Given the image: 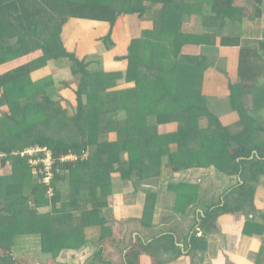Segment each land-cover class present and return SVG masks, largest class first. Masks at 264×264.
I'll list each match as a JSON object with an SVG mask.
<instances>
[{
  "label": "trees",
  "instance_id": "trees-1",
  "mask_svg": "<svg viewBox=\"0 0 264 264\" xmlns=\"http://www.w3.org/2000/svg\"><path fill=\"white\" fill-rule=\"evenodd\" d=\"M263 4L264 0H0V54L4 55L0 65L15 61L0 70V113H5L12 121L8 127L11 136L13 130L22 133L16 145L10 139L4 142V131L0 130L1 166L12 167V177L0 176V198L6 197L5 203L0 205V264H19L13 249L18 236L40 238L42 251L52 258L65 250H79L87 245L84 232L89 227L100 228V241H104L112 235L110 220L105 216L108 197L113 193L110 170L118 172L123 181L149 179L160 173L165 155L169 157L166 165L171 173L179 172L181 168L214 165L227 175H240L241 181L200 218L203 228L212 227L221 215L250 211L256 188L264 179V108L248 109L241 97L254 90L264 92V84H260L264 82V42L260 48L242 47L240 50L239 81L230 84L229 98L231 107L236 106L238 119L229 126L210 110L208 99L202 93L203 76L207 64L212 62L208 56L200 55L199 47L216 43L228 21H239L246 14L253 19L261 17ZM150 11L154 13L153 18L143 20ZM185 15L202 17L201 23L205 27L218 28V34L211 38L206 34L185 32ZM128 16L135 17L140 26L148 23L141 34L142 51L159 52L162 49L172 61L163 69L165 75L156 76V80L142 77V73L137 68H130L129 64L125 81L133 80L137 87L147 85L152 88L145 94L130 95L121 91L116 96L115 93L109 96L108 91L112 88H128V84L121 87L117 85L121 76L106 73L105 77L116 84L104 82L101 83L103 89H97L98 79L93 76L101 70H90L91 62L87 57L70 52L67 42L74 31L81 30V22L94 21L109 24V32L100 41L110 42L113 46L112 34L117 22ZM34 33H38L35 42L38 62H59L73 67L69 79L72 77L75 87L70 86L71 80L62 83L70 86L76 96L75 111L73 115L65 114L51 120L53 129L58 130L57 135L53 132L54 136H46L38 129L48 123L46 110L56 104L57 100L53 99L56 87L54 83L47 85L44 88L47 93L42 98H36L34 103L29 100L31 68L28 63L21 64V59L26 60L29 56H20L14 49L15 43ZM163 35L167 38L166 45ZM220 42L222 46H241L240 37L222 36ZM191 47L194 48L189 49ZM174 61L177 64H171ZM148 71L153 70L148 67ZM63 92L58 91L57 97ZM13 93H21L25 102L15 100ZM154 94L161 96L151 98ZM95 95L100 97V104L89 106ZM19 104L23 106L21 115L17 116L13 107ZM4 106L8 107L7 111L3 110ZM181 109L194 114L196 125L191 124L188 132L195 131V138L190 133L189 136L181 134ZM153 116L157 121L152 127L148 119ZM204 118L208 124L206 128L198 124V120ZM169 122L179 124L178 132L160 134L157 126ZM2 126L7 124L1 120ZM60 131L66 136L59 138ZM180 135L186 141L183 144ZM173 142L180 148L177 155L169 148ZM184 144L195 152L187 162L182 158ZM37 147L51 150L57 159L50 186L33 177L30 157L20 155L28 148ZM65 156H75L76 160L61 162ZM186 187L170 185L172 191ZM50 204L51 209L47 212L38 211ZM152 239L150 243L137 240L121 264H139L140 249L156 255L162 249L172 247L175 256L181 254L176 250L172 235ZM203 239L193 236L192 251L205 250ZM102 251L99 249L86 264H115L105 259Z\"/></svg>",
  "mask_w": 264,
  "mask_h": 264
},
{
  "label": "crops",
  "instance_id": "crops-1",
  "mask_svg": "<svg viewBox=\"0 0 264 264\" xmlns=\"http://www.w3.org/2000/svg\"><path fill=\"white\" fill-rule=\"evenodd\" d=\"M261 9L262 16L259 18L253 19L246 14L239 21H228L222 34L217 36L216 43L209 45L205 43L199 47L200 55L208 56L212 62L207 64L203 76L202 93L208 99L210 110L227 126L238 119L236 106L232 108L229 102L231 95L229 84H236L239 81L240 50L242 47L260 48L264 42V4ZM201 18L185 15L183 26L189 28L188 32L184 28L183 30L187 33L206 34L211 38L217 35L218 28L205 27L201 23ZM121 19L123 18L119 19L115 29L119 22L123 24ZM102 24L110 29L109 24ZM126 30L130 32L120 45L128 42L130 40L128 36L134 32L129 27ZM222 36L240 37L241 46H222L220 42ZM99 42H101L100 39ZM99 42H95L97 47L100 45ZM75 45L69 44L71 48ZM94 46L90 45V47ZM100 46L102 48V45ZM90 47H87V50H90ZM110 58L108 54L104 55V61ZM58 64L64 65L59 62L49 65L51 68H56ZM126 65L118 68V71L126 74L128 69ZM99 66L101 67L100 64ZM110 68L113 69V66L106 67L105 70L108 72ZM65 72L67 71L63 74ZM121 82L120 86L127 83L125 80ZM255 96L263 99L262 101L259 98L261 105L256 103ZM243 97L248 109L264 108V96L260 89L244 93ZM154 120H156L154 116L149 119L152 127L156 126ZM201 120V126L207 125L205 118ZM176 124L175 122L166 123L167 128L174 127V130L177 129ZM160 125L162 124L158 125L159 133L164 132ZM171 149H178V145H172ZM161 167L163 170H159V174L152 175L149 179L141 178L147 182L143 184L144 188L136 187L132 181L121 180L119 174L116 179H113V193L108 197V208L105 210V216L110 220L109 225L112 227V235L104 241H100V228L89 227L84 232L88 241L87 245L79 250H65L57 258H52L50 254L42 251L40 241L38 242L40 238L18 236L13 247L15 259L19 264H86L89 262L88 258L91 259L99 249H102L105 259L121 264L126 260L127 252L137 243V240L150 243L152 238L168 234L174 237L176 250H179L181 254L175 256L172 247L164 248L156 255L140 249L139 264H191L193 261L198 264H264V179L256 188L254 206L250 211L221 215L212 227L205 229L201 225L200 218L205 215L210 206L219 203L223 195L241 181L240 175H227L214 165L181 168L175 173L169 172L166 164ZM1 168H8L9 172L12 170L10 166H1ZM181 184L188 187L175 191L170 189V185ZM38 211L43 212L42 207ZM144 218L146 224H144L145 220L141 222ZM193 236L204 238L206 246L203 252L192 251ZM199 243L201 242H197Z\"/></svg>",
  "mask_w": 264,
  "mask_h": 264
},
{
  "label": "rangeland",
  "instance_id": "rangeland-1",
  "mask_svg": "<svg viewBox=\"0 0 264 264\" xmlns=\"http://www.w3.org/2000/svg\"><path fill=\"white\" fill-rule=\"evenodd\" d=\"M153 15H154V13L151 14V11L147 12V16L144 17L143 20H150L153 18ZM121 20H123V24H121L119 22L117 28L115 29L114 35L112 37V41L114 42V46L112 48H108V45L111 46L110 42H107V43L106 42H99V39L104 37V35H106L108 30H109V27L103 25L101 22L100 23L94 22V21H87V23L81 22V23H83L80 25L81 30L80 31H77V30L74 31L72 36H70V38L68 40L69 42L67 44V49L70 52L76 53L80 57H87V61L91 62V65L88 67L90 70H93V71L98 70L99 71L100 69H102L101 72L96 74V76H93V77H96L98 79V83H97L98 85L96 86L97 89L98 88L103 89V87L101 86V83H104V82H110L111 84H116V82H114L113 80H108L105 77V74L109 73V72L113 73L115 76H119V77L121 76L120 79L125 80V78L128 76H126L123 72L118 71V68L122 67L124 64H127L126 67L129 66V64H131L130 68H135V69L137 68V70L142 73V77L145 76L149 80H156V76L163 77L165 75L163 72V69L165 67H167V64H170V62L172 61V59H169L167 57V54L164 53V50H162V49H159V50H161L159 52L152 50V49L142 51V44L143 43H142V39H141V34L143 31V28L148 23H145L142 26H140L139 21L133 16H128L127 18H123ZM127 27H129L130 30H134V32L131 36L130 35L128 36L130 38V40L128 39L129 40L128 42L126 41V43L120 45L124 40H126V35H128L127 33L130 32L129 30H126ZM183 28H184V30H187V32H188L189 27L183 26ZM162 38H164L163 41L165 42V45H166L167 38H165V35H163ZM37 39H38V33H34V35H32L31 37L22 38L21 41L15 43L14 49L16 50V53L20 56L22 54L23 55L26 54L29 56L24 61H23V59H21L22 60L21 64H27L28 63L30 65V68H31L32 85H30V87L28 88L29 100L31 99L32 102L34 103L36 101V98L37 99L42 98L41 96H44L47 93V91L44 90V88L47 85H51L54 83V86L56 87L55 91L57 93L55 92L54 98H53L54 101H55V99L57 100L56 104L52 105L51 109L48 108L46 110L48 123H44L38 129V132H43L44 135H46V136H54V133L56 135L58 134V130H56L55 128L53 129V122L51 120L52 119L55 120V118L62 116V115H65V114L73 115V113L75 111L76 96L73 92H71V88H70V86L75 87V84H74L72 77H71V79H69V73L72 75V68L73 67H72V64H64L63 66H60L61 64H58V65H56V68H51V66L47 63L44 64V63L38 62L37 59L39 58V56L37 55L38 50H37V45L35 43ZM95 42H99V44L102 45V48L100 45H98V47H99L98 48L96 46ZM73 43H74V45L77 43L74 46L75 50H72L74 48H71L69 46V44L72 45ZM90 45H95V46L90 47ZM165 45L163 44V46H165ZM87 47H90V50H87ZM130 48H132V49H130ZM133 50H135L134 51V54L136 57L135 60H134V56L132 55ZM103 51H106V52H103ZM105 54H108V56L111 58L109 60L104 61V55ZM3 57H4V55L0 54V58H3ZM114 58H121V60H116ZM6 64L12 65V64H15V61L14 60L9 61ZM99 64L101 65V67L99 66ZM171 64H177V63H176V61H174ZM7 65L1 64L0 69L3 70L4 67H7ZM111 65L113 66V69L110 68V71L107 72L105 70V68L109 67ZM58 66H60V67H58ZM70 66H71V68H70ZM148 67H151L153 71H148ZM67 69H69V70H67ZM64 71H67L66 75L63 74ZM129 78L131 80L133 79L132 76ZM66 80H71L70 86H68V87L66 84L62 83V81H66ZM121 83L122 82L120 80L119 83H117V85H120ZM105 86H106V84H105ZM128 86H129L128 88H126V87L125 88H118V87L112 88L111 90L108 91L107 95L110 96V94L115 93V96H116V93L121 92V91L129 92L130 95H137L141 92H142V94H145L144 92H147L149 88H152V87H149L147 85H144L142 87H137L135 82H133V80L130 83H128ZM150 86H153V84ZM121 87H123V86H121ZM60 90H63L64 92L61 94V97H57L59 95L58 91H60ZM260 91H262V95L264 96L263 90H260ZM26 92H27V89H26ZM146 95L149 96L151 94L146 93ZM160 96L161 95L154 94V96H152V97L150 96V97L151 98H153V97L158 98ZM12 97L19 102H25V101H23V98L21 97V93H16V94L13 93ZM99 98L100 97L97 95L93 96V98L91 99V103H89V106H93V104H98V103L100 104ZM255 98H256V103L260 102L259 98L263 101V99L260 96H255ZM241 99H242V101H244V97H241ZM167 100H169V99L167 98ZM22 104H19V105L13 107L14 109H16V110H14V113L17 116L21 115V108L23 106ZM259 104L261 105V103H259ZM161 105L163 106V103H161ZM3 110L7 111L8 107L4 106ZM95 110H96V108H95ZM124 116H125V114H124ZM179 116H180V118H182V119H180L181 120V122H180L181 127L180 128H179L178 123L176 124V126H177L176 130L173 129L174 127L167 128L166 123H162V125H160V126H161L162 130H164V132L161 131L160 133L163 134V133L169 131L167 134H175L178 132V128H179L182 135L189 136V134H188V133H190V132H188L189 126L191 124L196 125V122L194 120V114H193V112H190L188 110L181 109ZM149 119H148V121H149ZM1 120L6 122V124H7V126L0 127V130L5 132V133L2 132V138H3L4 142H8L9 141L8 139H10L12 144H15L14 142H16V145H17V142H18L19 138L22 136V133L20 131L13 130L12 131L13 136H11L12 134L8 133V127L10 126L9 124L12 121H10V120H8V118H6L5 113L4 114L0 113V123H1ZM100 122H102V121H100ZM154 122H156V120H154ZM201 122H202V120L199 119L198 120L199 126L201 125ZM207 126H208V124L205 126H202V128H206ZM157 129H158V126H157ZM159 129H160V127H159ZM60 135L61 136L59 138H62V136H66V134L63 135V132H61V131H60ZM190 136L195 138L196 132L195 131L191 132ZM2 138L0 136V140H2ZM110 138H112V137H110ZM180 138H181V135H180ZM185 138L187 140V137H185ZM189 138H191V137H189ZM112 139H114V138H112ZM159 141H160V139L157 140V142H159ZM181 141H183L182 144L184 142H186L182 138H181ZM172 145L177 146V143H175V142L171 143L169 148H171ZM184 145H183L184 151H182V154H183L182 158L185 160V162H187L189 160V158H191L195 155V152L193 150H191L189 147H187L186 145L184 147ZM93 147L94 146H92V148ZM179 149L180 148H178L176 150H174V149H171V150L177 155L176 152H178ZM179 153H180V151H179ZM74 160H76V159H73V161ZM184 160H182V161L184 162ZM168 163H169V157L165 156V160H164L163 165L168 164ZM8 166L9 165H7V167ZM161 169L163 170V168H161ZM172 173H174V172H172ZM110 174H111L110 178L112 179V182H113V179H116L117 174H119V173L115 172L114 169H112V170H110ZM0 176H3L4 178L12 177V172L11 171L9 172L8 168H1V162H0ZM105 179H106V177H105ZM145 183H147L146 180L141 179V178L139 180L136 179L133 182V184L139 188H144L143 184H145ZM112 187H114L113 183H112ZM46 199L47 198H45V200ZM5 201H6V197L1 196L0 205L4 204ZM32 204L29 206L32 207ZM58 206H61V203H59ZM50 209H51V204L49 206L42 207L43 212H47ZM39 241H40V239L38 240V242ZM88 255L89 254H87V256ZM87 260H89L91 262L92 258L91 259L88 258Z\"/></svg>",
  "mask_w": 264,
  "mask_h": 264
},
{
  "label": "built area",
  "instance_id": "built-area-1",
  "mask_svg": "<svg viewBox=\"0 0 264 264\" xmlns=\"http://www.w3.org/2000/svg\"><path fill=\"white\" fill-rule=\"evenodd\" d=\"M21 156H29V164L32 168V173L40 182L50 186L51 180L54 176L53 165L56 163L53 152L47 148H28L20 153ZM75 159L74 156H65L60 159L61 162H67ZM52 190H50V194Z\"/></svg>",
  "mask_w": 264,
  "mask_h": 264
},
{
  "label": "clouds",
  "instance_id": "clouds-1",
  "mask_svg": "<svg viewBox=\"0 0 264 264\" xmlns=\"http://www.w3.org/2000/svg\"><path fill=\"white\" fill-rule=\"evenodd\" d=\"M34 176V175H33ZM36 178V177H35Z\"/></svg>",
  "mask_w": 264,
  "mask_h": 264
},
{
  "label": "water",
  "instance_id": "water-1",
  "mask_svg": "<svg viewBox=\"0 0 264 264\" xmlns=\"http://www.w3.org/2000/svg\"><path fill=\"white\" fill-rule=\"evenodd\" d=\"M241 180V179H240Z\"/></svg>",
  "mask_w": 264,
  "mask_h": 264
}]
</instances>
